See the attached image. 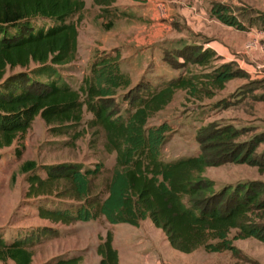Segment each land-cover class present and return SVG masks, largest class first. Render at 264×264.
<instances>
[{
  "label": "trees",
  "instance_id": "16d2710c",
  "mask_svg": "<svg viewBox=\"0 0 264 264\" xmlns=\"http://www.w3.org/2000/svg\"><path fill=\"white\" fill-rule=\"evenodd\" d=\"M92 1L102 11L115 3ZM84 8V0H0V150L23 138L36 117L54 135H69L82 122L85 108L92 115L88 127L103 132L105 151L115 155L111 176L100 191H95L93 180L100 174L101 164L90 169L62 162L42 166L38 173L35 162H24L19 169L28 185L25 197L58 200L50 206L38 205V217L61 225L103 217L111 225L133 227L149 220L164 234L169 247L182 254L198 249L236 254L232 241L249 238L264 244V186L239 182L216 189L204 176L206 169L227 164L262 170L264 150L255 152L264 143V133L240 141L248 128L212 122L198 131L197 155L164 161L162 150L172 128L167 123L149 125L177 91L202 102L213 98L228 81L246 74L233 64L209 68L217 60L214 53L187 45L179 53L192 55L197 66L210 69L208 73L153 83L144 77L132 88L131 78L120 69L116 49L97 54L88 75L74 89L62 78L60 69L76 59L78 32L72 19ZM233 9L215 2L210 14L224 25L244 30ZM249 23L264 27V14ZM179 56L184 64V55ZM7 68L20 71L5 78ZM235 96L217 105L229 108L244 98L241 95L236 100ZM57 234L43 227L11 242L0 239V262L31 264L30 247ZM112 241L110 232L100 240L98 264H119ZM45 264L81 263L77 257H57Z\"/></svg>",
  "mask_w": 264,
  "mask_h": 264
},
{
  "label": "rangeland",
  "instance_id": "374dc122",
  "mask_svg": "<svg viewBox=\"0 0 264 264\" xmlns=\"http://www.w3.org/2000/svg\"><path fill=\"white\" fill-rule=\"evenodd\" d=\"M84 2V10L72 19L78 32L76 59L60 69L62 78L72 88L78 89L97 54L116 49L120 53V69L131 78L132 88L144 77L153 83L177 78L179 75L201 73L202 69L192 61V55L179 53L181 44L170 46L173 38H179L180 32H172L168 36L167 24L163 20L166 15L169 17L172 12L179 11L180 3L188 4L192 0H115L107 11H102L92 0ZM223 2L233 6L236 17L246 23L262 14L259 11H264V0ZM172 26L178 28L176 24ZM257 26L261 27L259 24ZM236 39L240 42L243 40L241 36ZM190 53L188 51L187 54ZM176 55H184L185 63H182L183 57ZM212 66L214 65L209 68ZM18 71V68H7L5 78ZM243 80L249 85L238 88L234 95H243L244 98L229 108L218 106L219 99L231 97V92ZM260 85L256 75H246L242 81L232 82L226 91L202 102L193 101L184 91H177L171 103L149 120L150 126L167 123L172 128L168 142L162 150L163 160L172 161L179 157L197 155L200 149L196 140L198 131L212 122L231 123L238 128H248L239 138L240 141L262 132L264 122L253 119L257 106L255 97L260 94L253 89ZM125 106L124 104L123 107ZM232 107H235L234 110ZM242 110L245 114H242ZM91 118L92 115L83 108L79 127L69 135H54L43 120L36 117L23 138L0 150L1 240L14 241L37 228L56 230L58 234L55 237L42 239L40 243L30 247L33 255L31 264H45L57 257H77L81 264H98L100 258L96 247L108 232L112 234V246L118 253L119 264H264V244L253 238L232 241L237 249L236 254L206 253L203 249L182 254L169 247L164 234L149 220L133 227L128 224L111 225L103 217L87 223L75 222L69 225L52 224L40 219L37 206H50L58 200L53 197H25L28 185L25 175L19 169L24 162H35L38 173L42 172V166L62 162L76 163L90 169L101 164L103 168L93 180L95 191H100L110 178L115 155L105 151L103 132L88 127L87 122ZM263 150L264 143L257 147L255 153ZM204 176L215 183L216 189L239 182H255L264 186V167L260 170L249 165L227 164L206 169ZM262 214L261 222L264 223V212ZM233 234L234 232L230 237ZM0 264L13 263L8 261Z\"/></svg>",
  "mask_w": 264,
  "mask_h": 264
},
{
  "label": "crops",
  "instance_id": "0c3cea01",
  "mask_svg": "<svg viewBox=\"0 0 264 264\" xmlns=\"http://www.w3.org/2000/svg\"><path fill=\"white\" fill-rule=\"evenodd\" d=\"M223 1L192 0V2L188 4L180 3V10L172 12L173 14L169 15V17L168 15H166L165 18L163 16L162 18H164L163 20L165 21L164 24H167L166 31H168V36L169 34L171 35L172 32H180L179 38H173L170 46L175 47L174 45L181 44V48H183L187 45H196L198 50H210L214 53L217 58V60L211 64L214 65V67L222 64H233L247 76L256 75L261 85L253 89L255 93L260 92L259 96L255 97L257 106L255 107V113L253 112V119L264 122V100L257 99L258 97H264V27L241 21L245 29L237 30L222 24L210 14V10L212 3H224ZM256 9H259V7H256ZM259 12L264 14V11ZM171 23L173 25L176 24L178 26L177 29H180V31H177L175 28L176 26L173 27ZM175 35L178 34L176 33ZM238 36L242 37L243 40L241 42L236 39ZM253 39L258 43L257 48L246 50L245 44ZM200 68L202 70L199 74L208 73L210 71L207 67ZM240 80L242 81V78H235L228 81L222 90L216 91V94L226 91L227 87L232 82ZM247 86L248 82L243 80V83L239 82L231 92L232 94H230L233 95L238 88H245ZM216 94L214 97H216ZM222 99H219V101ZM235 99L240 100L241 98L237 97ZM234 108L235 107H232L231 109L234 110ZM241 112L245 114L243 110ZM261 131L264 133V130Z\"/></svg>",
  "mask_w": 264,
  "mask_h": 264
},
{
  "label": "built area",
  "instance_id": "2783aa9c",
  "mask_svg": "<svg viewBox=\"0 0 264 264\" xmlns=\"http://www.w3.org/2000/svg\"><path fill=\"white\" fill-rule=\"evenodd\" d=\"M257 46H258V43L256 42V40L253 39L245 44V49L252 50V49L257 48Z\"/></svg>",
  "mask_w": 264,
  "mask_h": 264
}]
</instances>
